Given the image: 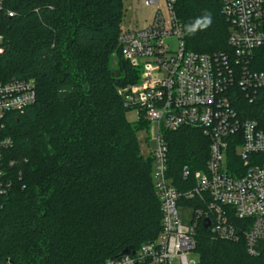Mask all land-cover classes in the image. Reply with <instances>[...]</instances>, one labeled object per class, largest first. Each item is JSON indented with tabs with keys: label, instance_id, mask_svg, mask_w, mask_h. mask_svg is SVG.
<instances>
[{
	"label": "trees",
	"instance_id": "obj_1",
	"mask_svg": "<svg viewBox=\"0 0 264 264\" xmlns=\"http://www.w3.org/2000/svg\"><path fill=\"white\" fill-rule=\"evenodd\" d=\"M122 2L6 0L14 16H0V81L34 80L37 101L4 122L14 142L5 162L16 163L9 169L12 187L0 195V264H105L160 237L154 159L142 154L137 137L149 123L141 113L130 122L132 109L120 94L139 73L121 56L116 69L110 65ZM206 10L211 26L188 36L185 26ZM175 11L188 51L230 52V28L218 0H176ZM253 68L264 72V48ZM162 136L170 178L181 189L187 183L183 168L205 169L210 141L194 129ZM180 205L198 207L195 201ZM232 221L239 229L250 223ZM239 235L238 242L216 240L200 223L197 264H264V241L251 257L244 231Z\"/></svg>",
	"mask_w": 264,
	"mask_h": 264
},
{
	"label": "built area",
	"instance_id": "obj_2",
	"mask_svg": "<svg viewBox=\"0 0 264 264\" xmlns=\"http://www.w3.org/2000/svg\"><path fill=\"white\" fill-rule=\"evenodd\" d=\"M160 0H145L153 7ZM170 21L156 13L145 29L120 28L112 54L138 70L135 84L121 90L125 107L143 114L152 133L153 179L163 213L160 237L105 264H197L196 230L209 220L213 239L238 242L244 231L246 252L255 257L264 241V72L253 68L264 48V0H218L229 24L230 52L188 51L176 0H166ZM0 0V16L14 12ZM177 43L174 49L170 40ZM3 37L0 35V45ZM37 101L34 80L0 81V195L12 187L5 162L14 148L5 135L7 116L22 113ZM200 131L209 141L204 170L182 169L186 184L176 188L170 178L169 150L163 131ZM7 177V179H6ZM182 201H195L193 220L179 217ZM233 218L250 221L239 229ZM133 251V250H132ZM7 264H11L8 262Z\"/></svg>",
	"mask_w": 264,
	"mask_h": 264
},
{
	"label": "rangeland",
	"instance_id": "obj_3",
	"mask_svg": "<svg viewBox=\"0 0 264 264\" xmlns=\"http://www.w3.org/2000/svg\"><path fill=\"white\" fill-rule=\"evenodd\" d=\"M124 15L121 28L123 29H145L152 23L156 13H160L166 20V24L170 21V14L166 0H160L158 5L153 7L145 6V0H123L122 2ZM172 47L175 49L177 43L172 39L169 41ZM121 58L117 56L110 57V65L116 69L119 60ZM127 118L130 122L134 123L139 118V112L131 110L127 114ZM150 128V126H149ZM141 152L144 156H149L152 148V133L149 130L140 131L137 135ZM147 138V140H146ZM179 217L185 227L191 225L194 215V208L191 206L180 205L178 208Z\"/></svg>",
	"mask_w": 264,
	"mask_h": 264
},
{
	"label": "clouds",
	"instance_id": "obj_4",
	"mask_svg": "<svg viewBox=\"0 0 264 264\" xmlns=\"http://www.w3.org/2000/svg\"><path fill=\"white\" fill-rule=\"evenodd\" d=\"M213 22L211 12L205 11L201 17L196 18L191 24L185 26V33L188 36L195 35L198 31L207 30Z\"/></svg>",
	"mask_w": 264,
	"mask_h": 264
},
{
	"label": "water",
	"instance_id": "obj_5",
	"mask_svg": "<svg viewBox=\"0 0 264 264\" xmlns=\"http://www.w3.org/2000/svg\"><path fill=\"white\" fill-rule=\"evenodd\" d=\"M209 226H210V222H209V220H206L205 224H204V228L207 229V228H209ZM131 252H132V254H135V252L132 251V248L125 249L124 251H122L121 255H127V254H130Z\"/></svg>",
	"mask_w": 264,
	"mask_h": 264
}]
</instances>
